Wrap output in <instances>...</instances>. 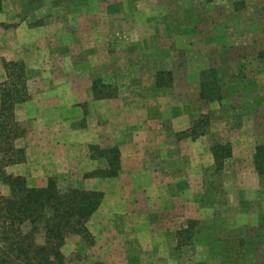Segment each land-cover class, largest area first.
<instances>
[{
  "label": "rangeland",
  "instance_id": "1",
  "mask_svg": "<svg viewBox=\"0 0 264 264\" xmlns=\"http://www.w3.org/2000/svg\"><path fill=\"white\" fill-rule=\"evenodd\" d=\"M50 4L63 10L57 19L69 25L72 37L68 45L58 39L72 62L64 72L82 77L80 82L90 78L95 101L117 99L125 126L151 120L154 133L144 134L146 140L197 139L206 143L204 152L209 144L231 147L233 155L223 158L219 171L215 162L208 168L206 159L198 167L191 144L183 148L192 234L182 264H264V176L253 165L254 147L264 143V59L258 56L264 49V0H16L24 9ZM157 75L168 84L157 86ZM204 83L203 93H219L221 102L201 97ZM96 103L76 102L83 114H76V124H100ZM200 116L208 119L206 133L182 136ZM171 119L186 128L175 130ZM88 146L97 147L90 151L95 156L109 149ZM88 151L76 147L82 168ZM81 171L58 167L52 176L65 189L83 179ZM37 238L42 242V235ZM84 246L69 238L66 264H83Z\"/></svg>",
  "mask_w": 264,
  "mask_h": 264
},
{
  "label": "crops",
  "instance_id": "2",
  "mask_svg": "<svg viewBox=\"0 0 264 264\" xmlns=\"http://www.w3.org/2000/svg\"><path fill=\"white\" fill-rule=\"evenodd\" d=\"M60 12L63 10L53 4L24 9L16 6V0L1 2L0 82L6 78L2 59L23 61L29 93L26 101L14 107L15 120L25 132L13 143L17 148H24L26 157L23 162L4 166V172L23 176L30 187H41L46 185L48 176L58 172V167H77L88 176L85 174L72 186L103 192L99 207L86 222L93 243L88 244L77 234L65 239L66 243L69 238L86 243L83 264H182L187 245L177 247V232L187 226L188 214L183 148L191 144L198 167L202 168L206 159L211 169L214 157L210 144L204 152L206 143H199L197 139L146 140L144 134L154 133L151 120L134 126L129 121L125 126L122 105L117 99L95 101L90 78L80 82L82 77L75 78L73 73L64 72L72 62L60 50L58 39L63 37L68 45L72 37L67 23L60 26L57 19ZM52 15L56 17L51 18ZM52 47L55 49L50 51ZM78 100L98 102L96 108L102 119L97 127L83 128L76 124V114L83 117L75 107ZM172 126L175 130L186 128L173 123ZM140 127L143 134L138 130ZM124 133L132 134V138L124 139ZM81 144L87 151L89 144L117 148V174L91 176L92 172L101 174L113 169L115 164L108 154L94 157L89 150L87 165L82 168V159L75 158L76 147ZM0 194H10L9 186L1 179ZM64 246L65 243L62 253Z\"/></svg>",
  "mask_w": 264,
  "mask_h": 264
},
{
  "label": "trees",
  "instance_id": "3",
  "mask_svg": "<svg viewBox=\"0 0 264 264\" xmlns=\"http://www.w3.org/2000/svg\"><path fill=\"white\" fill-rule=\"evenodd\" d=\"M258 56L264 59V49L258 52ZM2 64L6 78L0 82V179L9 186L10 194H0V264H66L61 248L68 235L77 234L88 244L93 243L86 222L99 207L103 192L72 185L59 189L53 176L48 177L45 186L30 187L23 176L4 172V166L23 162L26 157L24 148H17L13 143L15 138L25 132L15 120L14 107L26 101L29 93L23 61L2 59ZM159 74L162 75V72ZM160 75L156 76L155 84H168L163 82ZM203 91L205 92V83L201 85V97L220 100L219 93L210 96ZM94 94L98 97L95 91ZM207 125L208 119L203 116L200 120L192 121L189 129L181 134L195 139L206 133ZM95 148L97 150V147L90 146V151ZM210 151L214 157L216 171L222 168L223 158L232 154L231 147L222 143L212 145ZM104 152L110 153L108 155L111 156L110 161L115 164L114 168L101 174L92 172L91 176L117 174L118 149L109 148ZM253 165L258 176L263 177L264 143L254 147ZM191 234L190 225L179 230L177 247L186 245L191 239ZM38 235H42V242H38Z\"/></svg>",
  "mask_w": 264,
  "mask_h": 264
}]
</instances>
